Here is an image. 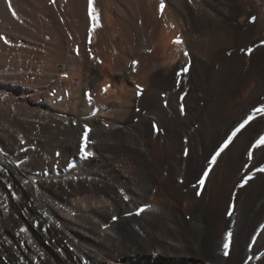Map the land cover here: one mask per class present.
I'll list each match as a JSON object with an SVG mask.
<instances>
[{
    "label": "bare ground",
    "instance_id": "obj_1",
    "mask_svg": "<svg viewBox=\"0 0 264 264\" xmlns=\"http://www.w3.org/2000/svg\"><path fill=\"white\" fill-rule=\"evenodd\" d=\"M262 107L264 0H0V264H264Z\"/></svg>",
    "mask_w": 264,
    "mask_h": 264
},
{
    "label": "snow or ice",
    "instance_id": "obj_2",
    "mask_svg": "<svg viewBox=\"0 0 264 264\" xmlns=\"http://www.w3.org/2000/svg\"><path fill=\"white\" fill-rule=\"evenodd\" d=\"M11 6V5H9ZM163 9H164V0H160V10L161 13H163ZM15 14V13H13ZM253 20H255V17L252 18ZM173 43L175 44H182L183 41L181 40V38L179 36H177L174 40ZM249 52H251V49L248 50ZM185 56L188 55V53L185 51ZM137 63L136 61H133V64ZM183 71H187V68H184ZM139 88V86H137ZM260 113L261 115H264V107L262 108H257L254 109L253 112L251 114H249V116L243 120L241 123L238 124L237 127H235L231 134L228 135L227 139L223 142L222 145L219 146V149L215 152V154L212 156L211 161L209 162V170L211 169V166L214 165L216 163L217 157L220 156V154L229 146V144L233 141V138L236 137V135L238 133H240V131L245 127V125H247L252 119L255 118L256 114ZM88 128L87 125H85V131L83 133V140H82V144H81V152L83 153V155L88 156L91 155V153L87 152L85 150V145L87 143V137H88ZM261 144H264V136L260 137V139H258L255 144L252 145L253 148H256L258 146H260ZM187 154V152L185 153ZM249 159L252 158V152L249 151L248 153ZM255 171H260V172H264V166H262L261 168L255 169ZM208 175V170L204 171L203 173V177H207ZM203 177L198 181V183L200 185L204 184V179ZM252 178V173L250 172L248 175H246L243 180L242 183L240 185V187H243L244 184H246L248 182L249 179ZM200 193L198 192L197 195H199ZM125 199H127V197H125ZM140 211H143V209H140ZM228 215L231 216L232 215V211L229 210ZM261 228H264V225H261ZM23 230V229H22ZM231 237V230H229L226 234H225V242H224V249H225V255H228V248H229V240ZM253 242H255V237H253ZM261 255H264V253H261Z\"/></svg>",
    "mask_w": 264,
    "mask_h": 264
},
{
    "label": "rangeland",
    "instance_id": "obj_3",
    "mask_svg": "<svg viewBox=\"0 0 264 264\" xmlns=\"http://www.w3.org/2000/svg\"><path fill=\"white\" fill-rule=\"evenodd\" d=\"M189 264H192V263H189Z\"/></svg>",
    "mask_w": 264,
    "mask_h": 264
}]
</instances>
